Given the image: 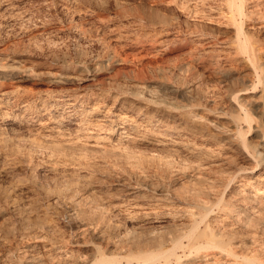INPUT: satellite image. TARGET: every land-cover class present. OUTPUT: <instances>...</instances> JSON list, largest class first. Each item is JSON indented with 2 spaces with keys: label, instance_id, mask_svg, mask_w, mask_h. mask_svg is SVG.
Returning a JSON list of instances; mask_svg holds the SVG:
<instances>
[{
  "label": "bare ground",
  "instance_id": "obj_1",
  "mask_svg": "<svg viewBox=\"0 0 264 264\" xmlns=\"http://www.w3.org/2000/svg\"><path fill=\"white\" fill-rule=\"evenodd\" d=\"M26 1L0 0V27L6 32L24 34L35 22L36 13ZM48 1L56 3H42ZM62 1L75 9L83 3L97 10L105 6L104 0ZM129 1L108 4L139 18L142 29H151L138 39L132 57L140 68L129 71L133 76L127 73L124 91L130 96L108 120L90 108L95 114L91 125L104 133L91 134L87 143L51 140L48 170L64 186L42 185L35 197L33 179L14 177L17 163L7 164L4 151L0 153V264H264V0H216L219 6L210 10L203 7L205 0H184L195 2L190 6L162 0L156 8L143 1L136 14L126 9ZM136 25L120 37L134 36ZM46 28L35 25L31 37L48 36L56 43L59 38H51ZM172 46L178 57L164 67V56L175 51ZM13 52L0 51V120L7 116L4 105L14 92L2 82L30 70ZM80 98L46 97L40 105L73 106ZM57 123L42 120L39 132L46 139L64 138L62 121ZM6 127L0 126V134L15 131ZM123 209L132 214L124 225H113L112 217ZM9 215L20 228L8 226ZM62 217L77 230L76 246L97 242L91 247L93 259L67 250L66 239L57 237ZM30 230L36 239H45L38 240V256L32 253L36 246H11L16 232L24 238ZM102 242L110 253L102 251ZM180 251L189 253L185 260Z\"/></svg>",
  "mask_w": 264,
  "mask_h": 264
},
{
  "label": "rangeland",
  "instance_id": "obj_2",
  "mask_svg": "<svg viewBox=\"0 0 264 264\" xmlns=\"http://www.w3.org/2000/svg\"><path fill=\"white\" fill-rule=\"evenodd\" d=\"M111 1L113 0H104V8L97 10L90 2V4L83 3V5L75 9L74 4L70 6L62 0H60V2L59 0H55L57 4L52 3V1H48L50 2V4L48 5H44V3H42L43 0H27L26 3H28L29 5L31 4L30 6L33 7L31 8L32 12L34 11L33 13H36L35 22H31L27 26L28 31L24 34H21L18 31L6 32V29L2 27L3 25L0 27V51L2 52L3 50L4 52V49H6V52H10V55L11 52L14 51L13 54H16L19 58L21 57L20 59L24 61L23 65L27 67L29 66L28 68L30 69L28 72L20 73L17 78L6 79L2 82V84H5L6 87L9 88V90L13 89L12 91L14 92L6 100L4 110L7 111V116L0 120V126L3 128L8 126V128H12L15 131H13V133L12 130H7L0 134V153L4 151L3 153L6 155V163H17V167L11 170L14 177L17 176L23 179H33L32 182L34 184L33 188L35 197H38L42 192V190H40L42 189V185H49L51 187L60 185L61 187L59 186V188H62L66 183L64 181V183L62 184L63 180L61 179L57 180V182H54L56 180L55 178H52V173L50 172V170H48L49 167L47 163L50 159V146H52L51 140H54L56 144L58 142L59 144H65L66 142H68V140L69 142H74L75 140H77V142L80 143H87L92 141L91 134L99 135L104 133V130L98 126H95V124H92L93 126L91 125V121L94 120L95 114L91 113L90 108L95 107L97 110H99V113L101 115H106V118L102 119L108 120V118L111 117L113 110L119 108L121 103L130 96V94L124 91V89H127L129 87L127 84L128 75L133 76L129 73V71L133 69L134 66L137 67L139 65L135 64L137 63V60L134 61L132 59L133 55H135L139 49V45L137 46V44L138 42H140V40L138 39L142 40L145 36V33H152V31L149 28H147L148 30L146 28L142 29V25H140L142 23L138 22L140 21V19L129 15L130 13H127L126 16L123 13H119V11L117 12L115 10H112V8H110L111 6L108 4L112 3ZM143 1H147L151 6L156 8V3L162 0H132L129 1L130 3H125L126 7H129L125 8L127 10L130 9L132 11L131 14H136L137 12L142 11L143 6L140 5H142L141 3ZM164 1L171 3H173V1H176L178 4L179 2L180 4H185L186 0ZM194 4V1H190L189 4L185 5L190 6ZM218 6L219 5L216 0H205V3L203 4V7L207 10L214 8L216 9ZM63 8H66L68 12L66 11V9L62 10ZM136 9H139V11H137ZM130 10H128V12H130ZM122 15H124L125 17ZM99 16L103 19L102 23L96 21ZM192 17L194 16L192 15L191 18ZM194 19H196V17H194ZM130 22L131 24H129ZM132 22H134V24ZM41 23H43L47 27L46 29L50 30L51 33L49 34V36H51V38L52 36L59 38L56 43H50L48 41V36L46 38H38L39 40L31 37V34L34 35L33 31L35 25H41ZM130 25L138 26L136 27L138 28V30H136L137 32L135 31V35L131 36L130 38H121L119 33H123L125 29L130 30L131 28H133ZM110 28H115L117 31L110 33L108 31ZM29 39H33L34 41ZM37 40L38 43H36ZM171 48L175 49V51L164 56L165 62L162 64V66L164 67L173 64L177 59L175 57H178L179 51L176 50V47L172 46ZM110 54L115 55L113 56L114 60L107 63L108 56ZM125 55L127 56V58H129L126 59L128 61H121L122 59H125ZM168 58L170 59V61L168 60ZM131 60L134 63H132ZM96 63L99 65H97ZM101 63H103V65H101ZM138 67L140 68V65ZM30 71L32 72L30 73ZM50 72H54L53 74H55L56 76L51 77L48 74ZM127 73L129 74L127 75ZM56 77H58L59 79L54 80V78ZM62 95H82V98H80L79 101H77L73 106L67 104L66 102L61 105H57L53 102L52 104L50 102L51 104L49 103L50 105L46 107L40 105L42 104L41 101L46 97L55 99L57 98V96ZM109 109L110 111H108ZM105 112L110 113L106 114ZM42 120L51 126H58L57 121H62V123L60 124L61 130H65L63 131L64 133L67 132L64 138H58V140L47 138L48 140H50L48 141L45 135H41V133L39 132V123L40 121L42 122ZM9 122H14V124ZM25 128L30 129L27 131ZM63 140L65 141L63 142ZM6 166L9 167V165ZM28 169H31L30 173ZM31 174H35L34 177H32ZM42 180L45 181L43 182ZM38 183H40V185H38ZM36 187L38 188L36 189ZM124 210L125 209L112 217L111 222L113 225H124L128 212L129 214H132L130 213L131 211L125 210L124 212ZM12 218V215L6 217L5 221H9L8 226H15L16 229L20 228L16 217L14 216V220ZM63 219V217L59 219L60 224L58 226V231L56 232V235L58 234L57 237L66 239L65 242H67L68 244L66 243L65 247H68L66 248L67 250L75 249V251H80L84 256L86 255V257L91 259L90 256L94 254H92L91 252V247L93 246V243L97 242L89 240V245L81 244L76 246V241H79V237H77V230L75 228L71 229L69 227L68 220ZM15 220L16 222H14ZM2 222L3 220H0V224ZM95 223L97 224L98 222L90 221L89 224L90 226H95ZM99 226L97 227L96 225L95 227L99 228ZM95 227L91 228L95 229ZM32 231L34 230H30V232L32 233L30 236L24 238L20 237L18 232H16V238L11 242V246L15 247L17 244V248L36 246L34 252L32 253L36 256L40 255V252H42V245L38 240H43L44 238L36 239V236ZM110 239H112V241L118 242L119 237L112 236ZM106 244H108L107 241ZM106 244L105 242H102L99 243V246L103 247L101 248L102 251H106V253H108L110 250H106L109 249ZM104 246H106L107 248ZM17 252L18 251H15V253ZM186 254L187 255H185L182 251L179 252L182 260H185L188 257L189 253L186 252Z\"/></svg>",
  "mask_w": 264,
  "mask_h": 264
}]
</instances>
